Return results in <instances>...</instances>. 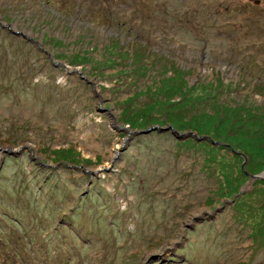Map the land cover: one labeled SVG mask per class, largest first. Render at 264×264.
I'll return each instance as SVG.
<instances>
[{
    "label": "rangeland",
    "instance_id": "374dc122",
    "mask_svg": "<svg viewBox=\"0 0 264 264\" xmlns=\"http://www.w3.org/2000/svg\"><path fill=\"white\" fill-rule=\"evenodd\" d=\"M0 264H264V0H0Z\"/></svg>",
    "mask_w": 264,
    "mask_h": 264
},
{
    "label": "trees",
    "instance_id": "16d2710c",
    "mask_svg": "<svg viewBox=\"0 0 264 264\" xmlns=\"http://www.w3.org/2000/svg\"><path fill=\"white\" fill-rule=\"evenodd\" d=\"M188 92H189V91H188ZM188 92H187V93H188ZM187 93H184V95L187 94ZM209 97H211V96L209 95L207 98H205V100H208V99L210 100ZM211 99H213V98L211 97Z\"/></svg>",
    "mask_w": 264,
    "mask_h": 264
}]
</instances>
